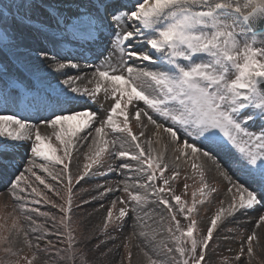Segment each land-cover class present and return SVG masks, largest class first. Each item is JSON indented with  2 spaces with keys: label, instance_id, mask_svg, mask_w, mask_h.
<instances>
[{
  "label": "snow or ice",
  "instance_id": "snow-or-ice-1",
  "mask_svg": "<svg viewBox=\"0 0 264 264\" xmlns=\"http://www.w3.org/2000/svg\"><path fill=\"white\" fill-rule=\"evenodd\" d=\"M48 44L52 49L84 48L92 54L90 74L70 75L66 70L83 72L80 63L61 57ZM79 56L87 62L82 53ZM45 60L64 78L43 88L38 85L44 79L40 73ZM34 91L44 92L35 116L13 111L21 92ZM101 94L111 101L107 110L93 107L101 104ZM130 118L139 128L151 125L155 144L163 142L164 147H154L144 131L134 132ZM89 140L91 155H85L89 162L74 174L81 143ZM25 143L31 159L7 189L15 215L8 235H0L5 258L17 257L15 264L20 259L41 264L38 257L43 253V264H49L47 254L55 251L51 264H92L85 251L91 238H76L72 205L73 179L78 184L91 176L95 165L96 173L122 178L115 188L97 185L104 188L99 194L105 198L123 193L107 208L104 229L112 224L114 231H122L128 219L142 229L139 212L150 198L162 209L159 223L168 237L159 246L149 241L140 248L145 264H213L219 247L218 221L234 220L237 214L264 205V0H18L0 5V167ZM189 160L199 174L201 197L217 191L205 182L206 162L211 161L228 183L227 206L222 200L206 230L198 227L193 215L197 204L204 203L197 199V191L189 205L173 188L180 162ZM36 170L51 176L56 187ZM236 172L250 183L233 179ZM25 173L60 202L32 187ZM26 188L57 213L29 208L22 195ZM30 203L41 201L33 197ZM33 213L51 222L55 231L37 224ZM260 224L264 213L258 216ZM101 231L107 240L116 239ZM136 232L134 227L133 235ZM52 235L65 246L55 248ZM147 235L139 231V236ZM253 239L254 234L247 237L249 257ZM41 241L46 242L44 247ZM18 243L32 255L20 257ZM99 247L95 246L97 251ZM243 254L242 241L237 262ZM0 264L13 262L0 259Z\"/></svg>",
  "mask_w": 264,
  "mask_h": 264
},
{
  "label": "rangeland",
  "instance_id": "rangeland-1",
  "mask_svg": "<svg viewBox=\"0 0 264 264\" xmlns=\"http://www.w3.org/2000/svg\"><path fill=\"white\" fill-rule=\"evenodd\" d=\"M14 2H18V0H0V5ZM40 74L44 77L42 81V85L44 87H47L48 83L57 84L58 79L64 78L62 76L58 77L57 74L51 70H41ZM69 74L78 75V73L71 71H69ZM39 93L40 98L42 99L44 92L40 91ZM99 99L101 104L93 105V107H102L104 110H107L111 103L110 99L105 101L102 94L99 96ZM18 100H20V96ZM23 102L25 101L23 100ZM100 115L103 116L104 111H101ZM122 119V117L118 118V122L122 121ZM144 124H147V120H144ZM130 126L134 132L139 133L140 131H144L147 137H152L154 129L151 125H148L147 128H139L137 127L136 121L130 118ZM254 127L258 128V124ZM140 138L145 139V137ZM152 139L154 147L158 149L164 147L163 142L157 145L155 144V137H152ZM90 143V140L88 142L81 143L79 151V168L72 169L74 174L82 172L83 165L89 162L85 160V155H91V152L89 151ZM27 149V143L17 146L14 150H12L5 166L0 167V224L5 225L4 229H0V235H8L7 228L11 227L12 216L15 215L13 211V199L7 194V189L10 181L15 179L16 175L24 172L27 162L31 159V153L27 151ZM169 155H171L170 152ZM220 155L221 159H224L223 153ZM116 162L117 161H113V163ZM192 163V160L187 162L181 161L180 166L177 169L179 177L173 182V188L176 193L182 195V199L186 200L189 205L193 199V197H191V189L195 186L196 188L200 187L199 174L191 167ZM197 163H202V161H197ZM95 167L96 166L94 165L92 170L93 174L84 180H81L78 184L76 183L75 178L73 179V184L75 185L74 192L79 195L81 201V205L72 206V219L74 221L73 226L76 228V238L82 241L88 237L91 238L86 244L85 251L87 259L92 261V264H145V258L140 248L149 241H151V246H159L161 242L166 240L168 237L165 226L159 223V217L162 213V209L159 208L157 204L153 203L150 198L149 202L143 205L141 211L139 212V215L142 217L140 223L144 225L142 229L137 225H134L132 219H128L126 223H123L122 231H114V225L112 224H110L107 229H104V218L107 208L111 206L112 200L123 195V193L117 192L115 195L109 194L105 198L99 194L104 191V188H97V185H104L105 187L111 185L115 188L117 181L122 178L117 174H110L105 177L96 173L94 171ZM36 172L37 175L45 178L47 183H51L54 187H56L57 182L53 181L51 176L40 170H36ZM168 174L171 175V172ZM25 176L28 178V182L32 184V187H36L38 191L43 192L49 197V199H56L58 203L60 202L58 197H53L52 193L45 189L44 185H41L39 181H36L34 176H31L29 173H25ZM204 178L209 188L217 190L215 192H207L205 197H201L199 191L197 193V195L200 196H197V199H203L204 203L197 204L196 211L193 215L198 221V227L205 228L206 230V226L210 222L211 216L219 209L222 200L224 201V206H227L229 196L226 194L228 187L227 181L220 176L211 161L206 162L204 165ZM3 179L4 181H2ZM233 179H236L237 182L250 183V181H248V179L239 172L235 173ZM185 184H187L189 188L185 189L183 187ZM21 187H24L23 182L21 183ZM22 195L28 198L29 203L27 206L29 208L35 207L38 211H51L54 214L58 211L57 209L52 208L51 204H45L42 197L35 196V194L31 192V188H26ZM33 197H35L36 200H40L41 203H30ZM101 205H103V207H101ZM120 206L121 205L118 204L114 211H118ZM261 213H264V205H257L255 211H248L245 214H237L234 220L232 218L222 217L221 221H218L219 236H217L216 239L219 243V247L212 257L213 264H220V262L225 259L227 260V264H264V224L257 225V219ZM33 216L37 220V224H45V226L50 229V232L55 231L51 229V222L45 223L44 217H41L36 213H33ZM134 227L137 228L136 235H133ZM102 229L107 231L110 235L116 237V239L107 240L101 231ZM230 229L232 231H229ZM141 230L145 231L148 235L145 237L139 236V231ZM253 234V253L252 256L249 257L247 254V237ZM36 235H39V233H32L33 237ZM221 237H227V239H221ZM52 240L55 248H63L65 246V244H62L57 240L56 235H52ZM242 241L244 254L237 262L235 257L241 250ZM45 243V241H41V247H44ZM126 244L128 245L127 249L125 248ZM96 245H100L98 251L95 248ZM80 246L82 248L85 247L83 243ZM213 247H216V244H213ZM16 250H18L20 257H30L32 255V252L28 249V247L22 243H18L16 245ZM128 251L131 252L130 260L128 258ZM101 253H107L106 257H101ZM164 255L165 253L162 251L161 256ZM47 258L49 259V264H51V261L56 259L55 251L48 253ZM0 259H6L15 264L17 257L5 258V254L0 251ZM38 259H40L41 264H43L45 254L41 253ZM19 264H24L23 259L19 260Z\"/></svg>",
  "mask_w": 264,
  "mask_h": 264
},
{
  "label": "bare ground",
  "instance_id": "bare-ground-1",
  "mask_svg": "<svg viewBox=\"0 0 264 264\" xmlns=\"http://www.w3.org/2000/svg\"><path fill=\"white\" fill-rule=\"evenodd\" d=\"M47 47H48L49 49H52V45H51V44H48ZM69 49H70V46H62V47H58V48H56V49H52V51L59 52V55H60L61 57H70V58L73 59L74 62L78 61V63H80V65H81V67H82V69H83V72L78 73L79 75H83L84 73H89V74H90L91 69H90L88 66L83 65L79 59L72 57V55L70 54ZM52 51L49 52V55H50V56L52 55ZM64 51H68V53H65ZM84 51H86V50H84ZM145 63H147V62H145ZM49 64H50V61L45 60V61L43 62V64L41 65V70H44V71L51 70V71H53V70L49 67ZM87 64H88V63H87ZM66 71H68V72H69V71H71V72H75L74 70H71V69H68V70H66ZM75 73H77V72H75ZM34 122H35V121H34ZM2 181H4V179H3ZM0 182H1V180H0ZM4 185H5V184H4ZM4 187H6V186H4Z\"/></svg>",
  "mask_w": 264,
  "mask_h": 264
}]
</instances>
